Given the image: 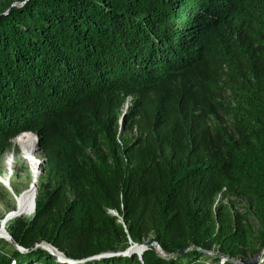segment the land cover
<instances>
[{"label": "trees", "instance_id": "16d2710c", "mask_svg": "<svg viewBox=\"0 0 264 264\" xmlns=\"http://www.w3.org/2000/svg\"><path fill=\"white\" fill-rule=\"evenodd\" d=\"M30 132L35 211L7 228L27 251L0 238V264H71L35 244L83 260L151 237L163 254L76 264L263 250L264 0H0V154ZM220 198L245 199L257 234Z\"/></svg>", "mask_w": 264, "mask_h": 264}, {"label": "rangeland", "instance_id": "374dc122", "mask_svg": "<svg viewBox=\"0 0 264 264\" xmlns=\"http://www.w3.org/2000/svg\"><path fill=\"white\" fill-rule=\"evenodd\" d=\"M128 102L129 100L125 102L122 110L127 108ZM37 148L38 147L35 144V136L29 134L28 136L11 140L4 153L0 154V229L2 228L5 216L9 212H14L16 214L20 212L24 206L27 207L28 211L33 207V196L38 192V181L36 182V180L41 174L38 166L39 162L44 159L42 153ZM5 180H9L8 187L4 186ZM32 183L34 184V187H37L36 192L34 191V188H30ZM25 194L28 195L25 205L22 208H19L17 206V198ZM220 204L224 206H227L228 204L232 205L231 211L235 214H240L243 218L242 222L250 224L253 227L254 234H257L259 226L253 219L252 215L248 214L249 207L245 199L220 198ZM30 217L22 218L28 219ZM13 220L14 219L12 218L7 221L5 226L6 231L8 225ZM0 238L2 237L0 236ZM252 243L254 244V248L247 250L246 258L233 259V264H241L239 261L241 259H258L257 264H262L264 260V249L259 250L258 252L261 241L255 240ZM153 246L156 248L157 252L163 254L160 248L157 247V244H154ZM149 247L150 246H148V248ZM212 248L213 249L210 252H215L217 249L214 245ZM223 260H225V258H223ZM211 263V260L207 259L206 264Z\"/></svg>", "mask_w": 264, "mask_h": 264}, {"label": "water", "instance_id": "95a60500", "mask_svg": "<svg viewBox=\"0 0 264 264\" xmlns=\"http://www.w3.org/2000/svg\"><path fill=\"white\" fill-rule=\"evenodd\" d=\"M24 2L22 3H18V4H23ZM17 4V3H15ZM32 133V132H30ZM35 135V134H34ZM35 138H36V142L38 144V137L35 135ZM38 149V148H37ZM44 165V159L42 161L39 162V170H40V173H41V167ZM30 188H34V191L36 192L37 191V187H34V184L32 183L30 185ZM34 197V200H33V212L35 211V197H36V194L33 196ZM113 214H115L114 212H112ZM13 216H16V214L14 212H9L5 218H4V221L6 220H11L12 218H15ZM11 218V219H10ZM1 231H2V234H0V236L2 238H4L6 241H8L10 244H12L15 248L21 250V251H27V249H24L23 247L19 246L14 240L13 238L10 236V234L5 230V228H1ZM154 244H157L156 240L154 237H151L149 238L148 240H146L144 243L142 244H134L132 246H130L126 251L124 252H121V253H117V254H101V255H97V256H93V257H90V258H87V259H83V260H71V259H67L62 253H60L59 251H57L56 249L50 247V246H46L44 244H35L32 248H36L38 246H41L43 248H45L46 250H48L51 254H54L56 255L57 258H60L63 259L64 261H67V262H70L71 264H76L78 262H82V261H86V260H91V259H99L101 257H108V256H112V255H122V256H126V255H130L132 253H137L139 256L142 254V252L148 248V246H153ZM157 247L158 244H157ZM184 251V249H182L180 252ZM241 264H257L258 263V259H253V260H244V259H241L239 260Z\"/></svg>", "mask_w": 264, "mask_h": 264}, {"label": "bare ground", "instance_id": "6f19581e", "mask_svg": "<svg viewBox=\"0 0 264 264\" xmlns=\"http://www.w3.org/2000/svg\"><path fill=\"white\" fill-rule=\"evenodd\" d=\"M33 134V133H32ZM31 135V134H30ZM35 136V135H34ZM35 177H36V175H35ZM8 183H9V180H5V184H4V186H6V187H8L9 185H8ZM27 194H25V195H22L21 197L19 196L18 198H17V206L19 207V208H22L24 205H25V202H26V198H27ZM0 233L2 234V231H1V229H0ZM61 258V257H60Z\"/></svg>", "mask_w": 264, "mask_h": 264}]
</instances>
